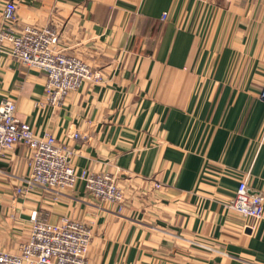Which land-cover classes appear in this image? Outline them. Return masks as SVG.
I'll list each match as a JSON object with an SVG mask.
<instances>
[{"label": "crops", "instance_id": "0c3cea01", "mask_svg": "<svg viewBox=\"0 0 264 264\" xmlns=\"http://www.w3.org/2000/svg\"><path fill=\"white\" fill-rule=\"evenodd\" d=\"M16 2L17 31L52 24L100 79L53 107L45 73L3 51L0 104L66 142L79 175H113L124 203L99 209L82 180L62 195L30 186L18 143L0 160V250L19 252L36 212L86 224L89 264H264V218L224 208L247 174L264 195V0Z\"/></svg>", "mask_w": 264, "mask_h": 264}, {"label": "built area", "instance_id": "2783aa9c", "mask_svg": "<svg viewBox=\"0 0 264 264\" xmlns=\"http://www.w3.org/2000/svg\"><path fill=\"white\" fill-rule=\"evenodd\" d=\"M164 13L161 18L167 19ZM17 2H7L0 18V52L46 75L45 94L53 107L64 105L68 95L84 83L97 81L100 75L83 59L67 55L60 45L61 34L52 24L43 27L26 25L17 31ZM264 100V84L261 87ZM68 137L79 145L91 142L89 133L76 131ZM27 145L31 152L30 175L27 183L56 195L73 190L78 181L85 188L99 209L106 204L122 207L124 194L116 178L108 173L78 174L73 160L75 151L53 135L40 136L17 116L16 104L6 99L0 104V160H7L12 147ZM250 175L240 179L234 197L224 203V208L245 220L264 218V195L250 192ZM33 225L29 239L17 254L0 250V264H89L88 253L92 241L90 228L78 221L52 224L32 215Z\"/></svg>", "mask_w": 264, "mask_h": 264}]
</instances>
